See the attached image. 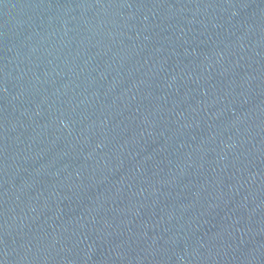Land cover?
<instances>
[{
	"label": "water",
	"instance_id": "1",
	"mask_svg": "<svg viewBox=\"0 0 264 264\" xmlns=\"http://www.w3.org/2000/svg\"><path fill=\"white\" fill-rule=\"evenodd\" d=\"M0 264H264V0H0Z\"/></svg>",
	"mask_w": 264,
	"mask_h": 264
}]
</instances>
